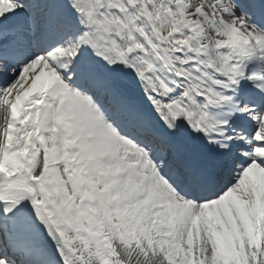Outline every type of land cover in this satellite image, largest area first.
<instances>
[{"label": "snow or ice", "instance_id": "1", "mask_svg": "<svg viewBox=\"0 0 264 264\" xmlns=\"http://www.w3.org/2000/svg\"><path fill=\"white\" fill-rule=\"evenodd\" d=\"M0 264H264V0H0Z\"/></svg>", "mask_w": 264, "mask_h": 264}]
</instances>
